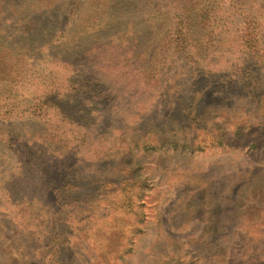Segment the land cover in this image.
I'll return each instance as SVG.
<instances>
[{
	"label": "rangeland",
	"instance_id": "rangeland-1",
	"mask_svg": "<svg viewBox=\"0 0 264 264\" xmlns=\"http://www.w3.org/2000/svg\"><path fill=\"white\" fill-rule=\"evenodd\" d=\"M110 255L264 264V0H0V264Z\"/></svg>",
	"mask_w": 264,
	"mask_h": 264
},
{
	"label": "trees",
	"instance_id": "trees-1",
	"mask_svg": "<svg viewBox=\"0 0 264 264\" xmlns=\"http://www.w3.org/2000/svg\"><path fill=\"white\" fill-rule=\"evenodd\" d=\"M4 92H7V91H4ZM111 254V253H110ZM109 256V255H108ZM115 257H112V255H110V258L107 259V257L105 258V261L108 263V264H113L115 262Z\"/></svg>",
	"mask_w": 264,
	"mask_h": 264
}]
</instances>
